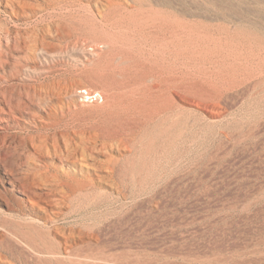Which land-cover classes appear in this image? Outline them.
<instances>
[{"label":"rangeland","instance_id":"1","mask_svg":"<svg viewBox=\"0 0 264 264\" xmlns=\"http://www.w3.org/2000/svg\"><path fill=\"white\" fill-rule=\"evenodd\" d=\"M1 107L0 264H264V0H0Z\"/></svg>","mask_w":264,"mask_h":264},{"label":"bare ground","instance_id":"2","mask_svg":"<svg viewBox=\"0 0 264 264\" xmlns=\"http://www.w3.org/2000/svg\"><path fill=\"white\" fill-rule=\"evenodd\" d=\"M101 45V44H100ZM99 45V46H100ZM101 49V48H100ZM94 51H98L94 48ZM99 52V51H98ZM96 54V53H95ZM98 54V53H97ZM100 55V54H98ZM106 61V60H105ZM103 63V62H102ZM105 70H103V72L101 71H89L87 72V78L89 79H96L94 81H97L99 80L98 82L99 83H95L94 85V82L92 85L94 86H91L89 88V85L87 84V81L89 79H87V81H83V80H80V81H77L74 83V86H75V90H76V94H78V96L82 97V102L84 103H89V102H97V101H101L104 102V100H107V106L109 107V109L111 108H114V105L116 104V101H115V93L113 92V89H114V86L112 84V80L111 78L108 76V74L106 72H104ZM131 71V70H130ZM91 81V80H90ZM131 81V80H130ZM92 82V81H91ZM90 83V82H89ZM114 83V82H113ZM129 83V82H128ZM115 84V83H114ZM117 85V84H116ZM87 87V88H86ZM117 87V86H116ZM73 90V89H72ZM121 90V89H120ZM123 94V93H122ZM142 95V94H141ZM117 96V95H116ZM10 104V103H9ZM90 105V104H89ZM106 106V107H107ZM15 107V106H14ZM118 107V106H117ZM3 107L0 108V110H3L2 109ZM139 108V107H138ZM108 109V108H107ZM106 109V110H107ZM9 110H12V106H9ZM5 111V110H4ZM1 112V111H0ZM83 135V134H82ZM56 139V138H55ZM64 140V139H63ZM88 140V139H87ZM91 140V139H90ZM67 141V140H66ZM65 142V141H64ZM68 143V142H67ZM61 145V144H60ZM76 148L75 146L72 147V149ZM84 148H88V147H84ZM90 148V147H89ZM80 149H82V144H81V147ZM79 150V149H78ZM86 150V149H85ZM89 150V149H87ZM80 151V150H79ZM83 151V150H82ZM72 150H71V147L70 145L66 144V153H68L69 155L71 154ZM85 152V151H83ZM83 152L80 151V153H82L80 155V153H78L77 151H75L74 149V152L73 153V157L74 158H79L81 156V158L83 157ZM87 153V152H86ZM85 153V156L87 155ZM65 154V153H63ZM67 154V155H68ZM90 155V154H89ZM84 156V157H85ZM70 158V157H69ZM72 158V157H71ZM74 160V159H72ZM80 160V158H79ZM95 167V166H94ZM97 167V165H96ZM22 180V179H21ZM26 187V186H25ZM28 189V188H27ZM37 196V195H36Z\"/></svg>","mask_w":264,"mask_h":264}]
</instances>
